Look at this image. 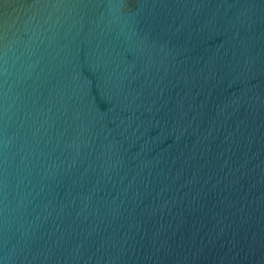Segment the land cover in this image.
Here are the masks:
<instances>
[{
    "label": "water",
    "instance_id": "1",
    "mask_svg": "<svg viewBox=\"0 0 264 264\" xmlns=\"http://www.w3.org/2000/svg\"><path fill=\"white\" fill-rule=\"evenodd\" d=\"M0 264H264V0H0Z\"/></svg>",
    "mask_w": 264,
    "mask_h": 264
}]
</instances>
